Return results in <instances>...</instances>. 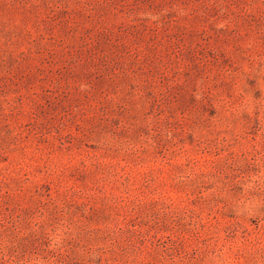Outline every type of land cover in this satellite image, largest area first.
<instances>
[{
	"label": "rangeland",
	"instance_id": "obj_1",
	"mask_svg": "<svg viewBox=\"0 0 264 264\" xmlns=\"http://www.w3.org/2000/svg\"><path fill=\"white\" fill-rule=\"evenodd\" d=\"M0 264H264V0H0Z\"/></svg>",
	"mask_w": 264,
	"mask_h": 264
}]
</instances>
